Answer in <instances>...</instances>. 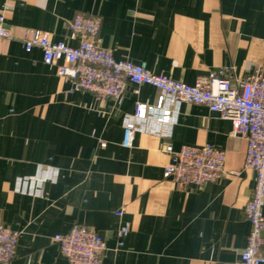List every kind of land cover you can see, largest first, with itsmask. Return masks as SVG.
I'll list each match as a JSON object with an SVG mask.
<instances>
[{"label": "crops", "instance_id": "0c3cea01", "mask_svg": "<svg viewBox=\"0 0 264 264\" xmlns=\"http://www.w3.org/2000/svg\"><path fill=\"white\" fill-rule=\"evenodd\" d=\"M78 14L102 20L98 43L116 60L153 74L189 85L222 68L264 76V0H0L13 36L0 41V226L21 232L9 264H69L55 236L78 224L105 240L102 264H240L255 187L246 140L206 106L184 104L170 139L137 134L124 148V117L158 91L129 85L99 100L24 48L27 30L77 47L68 22ZM208 144L226 154L219 180L181 187L164 177L168 146ZM40 166L59 172L46 197L16 193L17 178Z\"/></svg>", "mask_w": 264, "mask_h": 264}, {"label": "built area", "instance_id": "2783aa9c", "mask_svg": "<svg viewBox=\"0 0 264 264\" xmlns=\"http://www.w3.org/2000/svg\"><path fill=\"white\" fill-rule=\"evenodd\" d=\"M4 23L5 17L0 16V41L13 37ZM101 27L100 18L78 14L68 22L69 30L79 39L77 47L53 41L39 30L24 32L23 44L27 52L39 48L46 65L57 64L59 76L70 79L74 90L90 92L99 100H119L129 85H149L158 91L153 104L138 102L134 113L124 117V148H133L137 134L170 139L184 104L206 106L230 121L232 135L247 142L244 168L255 174L253 195L245 206L251 232L240 264H264V76L256 72L237 79L229 68H222L199 77L193 85L179 82L153 74L144 65L116 60L111 50L98 43ZM166 151L172 162L164 177L181 187L203 186L224 174L226 154L212 145L184 146L178 151L168 146ZM58 177L56 168L40 166L35 175L17 178L15 192L45 198V185L56 184ZM127 232V227L121 230L120 239ZM20 235L0 226V264L14 260ZM55 241L69 264H102L107 249L100 235L79 224L67 234L55 236Z\"/></svg>", "mask_w": 264, "mask_h": 264}]
</instances>
